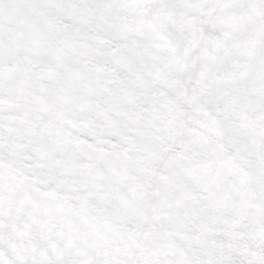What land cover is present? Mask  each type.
Segmentation results:
<instances>
[{
  "label": "snow or ice",
  "instance_id": "snow-or-ice-1",
  "mask_svg": "<svg viewBox=\"0 0 264 264\" xmlns=\"http://www.w3.org/2000/svg\"><path fill=\"white\" fill-rule=\"evenodd\" d=\"M0 264H264V0H0Z\"/></svg>",
  "mask_w": 264,
  "mask_h": 264
}]
</instances>
